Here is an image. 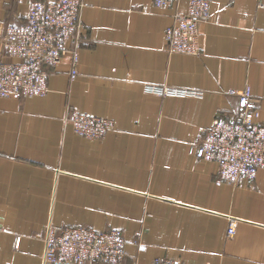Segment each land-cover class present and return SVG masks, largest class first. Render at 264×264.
I'll return each instance as SVG.
<instances>
[{"label": "crops", "instance_id": "0c3cea01", "mask_svg": "<svg viewBox=\"0 0 264 264\" xmlns=\"http://www.w3.org/2000/svg\"><path fill=\"white\" fill-rule=\"evenodd\" d=\"M32 1L0 0V60L5 26ZM260 1L210 0L200 52L187 55L165 41L186 0H83L78 76L66 60L45 67L46 95L0 97V264H43L49 224L122 230L120 264H264V168L249 187L218 185L217 165L193 152L216 117L240 113L235 93L246 86L264 123ZM146 85L200 94L154 95ZM69 109L114 127L78 135Z\"/></svg>", "mask_w": 264, "mask_h": 264}, {"label": "built area", "instance_id": "2783aa9c", "mask_svg": "<svg viewBox=\"0 0 264 264\" xmlns=\"http://www.w3.org/2000/svg\"><path fill=\"white\" fill-rule=\"evenodd\" d=\"M176 0H152L158 8ZM186 12H177L165 31L170 53L197 55L200 52V26L210 16V0H186ZM83 0L32 1L24 20L6 25L2 42L6 60H0V97L19 99L41 97L49 92L47 66L68 60L70 77L78 76L80 47L85 37L82 21ZM259 7H264V0ZM144 91L161 96H187L200 93L160 85H146ZM240 113L218 116L204 129L193 146L195 156L217 165L218 185L237 186L254 179L264 168V123L255 107L251 88L236 92ZM65 123L74 132L98 139L114 127L112 119L69 109ZM231 223L228 234L233 235ZM126 239L120 229L99 231L82 225L61 229L49 224L43 236V264H120L125 257ZM150 264H186L172 258L154 259Z\"/></svg>", "mask_w": 264, "mask_h": 264}, {"label": "rangeland", "instance_id": "374dc122", "mask_svg": "<svg viewBox=\"0 0 264 264\" xmlns=\"http://www.w3.org/2000/svg\"><path fill=\"white\" fill-rule=\"evenodd\" d=\"M67 125H69V124H67ZM70 126H71V125H70ZM254 179H255V178H254ZM254 179H252V180H250V181H247V182H244L243 184L237 185V186H235V187H241V186L249 187L250 184L253 182Z\"/></svg>", "mask_w": 264, "mask_h": 264}]
</instances>
